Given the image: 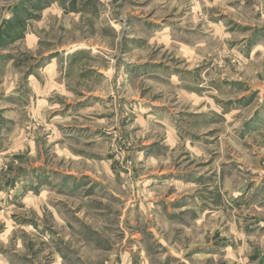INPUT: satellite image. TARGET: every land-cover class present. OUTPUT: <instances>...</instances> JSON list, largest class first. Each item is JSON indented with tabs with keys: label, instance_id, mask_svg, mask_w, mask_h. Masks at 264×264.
Listing matches in <instances>:
<instances>
[{
	"label": "rangeland",
	"instance_id": "374dc122",
	"mask_svg": "<svg viewBox=\"0 0 264 264\" xmlns=\"http://www.w3.org/2000/svg\"><path fill=\"white\" fill-rule=\"evenodd\" d=\"M261 41L264 0H0V264H264Z\"/></svg>",
	"mask_w": 264,
	"mask_h": 264
},
{
	"label": "clouds",
	"instance_id": "9594fccd",
	"mask_svg": "<svg viewBox=\"0 0 264 264\" xmlns=\"http://www.w3.org/2000/svg\"><path fill=\"white\" fill-rule=\"evenodd\" d=\"M241 3H243V0H241ZM262 43H264V41H261ZM163 163L167 164L168 161H162ZM152 164H155L156 161H151ZM259 243L260 244V249L259 251L261 252L262 255H264V239H261L260 241H256L252 243V246L250 248H247V252L251 253L252 250L254 248H256V244ZM253 264H256V262H253Z\"/></svg>",
	"mask_w": 264,
	"mask_h": 264
}]
</instances>
